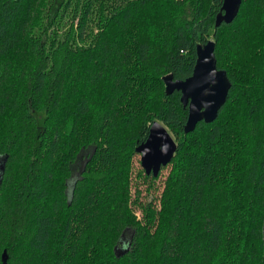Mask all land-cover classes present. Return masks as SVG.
Returning <instances> with one entry per match:
<instances>
[{"label": "trees", "instance_id": "16d2710c", "mask_svg": "<svg viewBox=\"0 0 264 264\" xmlns=\"http://www.w3.org/2000/svg\"><path fill=\"white\" fill-rule=\"evenodd\" d=\"M222 2L0 0V264H264V0ZM208 39L231 86L185 132L163 76ZM153 120L177 147L145 200Z\"/></svg>", "mask_w": 264, "mask_h": 264}, {"label": "water", "instance_id": "95a60500", "mask_svg": "<svg viewBox=\"0 0 264 264\" xmlns=\"http://www.w3.org/2000/svg\"><path fill=\"white\" fill-rule=\"evenodd\" d=\"M242 0H223L216 12L214 25L231 21L238 13ZM214 39L199 42L196 46V61L192 73L186 78H174L168 73L163 76L166 93L179 89L180 100L188 105V118L184 124L185 132L194 129L202 119L212 121L216 118L218 109L226 101L229 91L230 78L225 69L217 66L214 53ZM146 138L136 145L140 153L141 166L146 173L158 175L161 166L171 161L177 147L175 138L169 129L159 120L151 121ZM3 168V163L0 164ZM7 260V251L3 250L2 262Z\"/></svg>", "mask_w": 264, "mask_h": 264}, {"label": "rangeland", "instance_id": "374dc122", "mask_svg": "<svg viewBox=\"0 0 264 264\" xmlns=\"http://www.w3.org/2000/svg\"><path fill=\"white\" fill-rule=\"evenodd\" d=\"M167 128V127H166ZM168 129V128H167ZM170 131V129H169ZM171 133V131H170ZM172 134V133H171ZM140 153L137 152L135 154V157H134V162H133V172L138 174L137 172L142 171L143 172V167L141 166V161H140ZM168 169V166H161V169L159 170L160 172V175L158 178H156V180L152 181L153 183L150 185V189H146L147 187V184L150 182L149 179L147 180H144L142 177L137 178L139 179L138 182H140V187L142 188V198L145 199V200H148V198H151V197H158L159 194H160V191H161V188H162V180L164 178V176L166 175V171ZM148 191V192H147ZM137 213L140 214V210L139 208L137 209ZM122 245V244H121Z\"/></svg>", "mask_w": 264, "mask_h": 264}]
</instances>
